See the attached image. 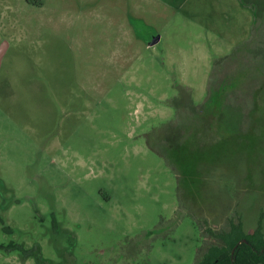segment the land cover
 <instances>
[{
    "label": "rangeland",
    "instance_id": "obj_1",
    "mask_svg": "<svg viewBox=\"0 0 264 264\" xmlns=\"http://www.w3.org/2000/svg\"><path fill=\"white\" fill-rule=\"evenodd\" d=\"M261 26L264 0H0V264H194L210 238L193 216L253 230L264 90L259 116L246 84L231 94L214 146L169 122Z\"/></svg>",
    "mask_w": 264,
    "mask_h": 264
},
{
    "label": "trees",
    "instance_id": "obj_2",
    "mask_svg": "<svg viewBox=\"0 0 264 264\" xmlns=\"http://www.w3.org/2000/svg\"><path fill=\"white\" fill-rule=\"evenodd\" d=\"M245 1V0H244ZM255 20L261 15L258 10L254 11ZM252 42L249 41V50L246 48V42L240 47L216 62L214 67L208 95L203 103L183 104L177 107V114L169 124L173 130L179 131V143L188 148L204 149L214 146L216 139L222 137L220 133L221 118L225 107L230 103V96L233 92H241V85H247L246 91L250 90V100L254 102L255 107L251 109L252 113H258V107L261 103V94L264 90L263 84L258 85L259 76H264V63H256L260 57L261 49L264 47L263 28H257ZM256 38V39H255ZM255 39V41H253ZM259 47L257 48V45ZM259 64L260 67L256 65ZM244 70V71H243ZM260 74V75H259ZM242 75V76H241ZM245 77L244 79H242ZM243 82V83H242ZM242 83V84H241ZM245 91V92H246ZM259 116V113H258ZM256 117L257 118L259 117ZM245 128V133H250L257 128ZM245 134V135H247ZM150 146L164 157L168 165L175 171L179 192L181 190L182 170L172 158L168 146H159L149 141ZM181 197V196H180ZM196 223L201 228L203 236L209 235L210 240L197 254V260L194 264H264V212L262 211L258 225L251 231H248L243 218L237 214L229 218L227 227H216L210 224L208 218H204V226L193 216ZM205 229V232L202 231ZM150 231V234H153ZM202 247V246H201ZM39 249V246H38ZM38 256V262L41 261Z\"/></svg>",
    "mask_w": 264,
    "mask_h": 264
},
{
    "label": "water",
    "instance_id": "obj_3",
    "mask_svg": "<svg viewBox=\"0 0 264 264\" xmlns=\"http://www.w3.org/2000/svg\"><path fill=\"white\" fill-rule=\"evenodd\" d=\"M158 39H159V36H156V37L151 41V44L156 43ZM6 47H7V44H6V43H4V44L0 47V64H1L2 58H3V56H4V53H5Z\"/></svg>",
    "mask_w": 264,
    "mask_h": 264
},
{
    "label": "crops",
    "instance_id": "obj_4",
    "mask_svg": "<svg viewBox=\"0 0 264 264\" xmlns=\"http://www.w3.org/2000/svg\"><path fill=\"white\" fill-rule=\"evenodd\" d=\"M174 1L176 2L177 5H179L182 2V0H174Z\"/></svg>",
    "mask_w": 264,
    "mask_h": 264
}]
</instances>
